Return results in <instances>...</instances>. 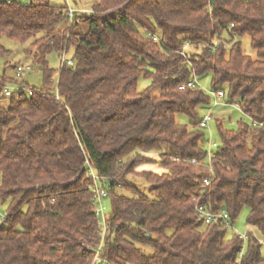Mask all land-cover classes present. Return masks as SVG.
Returning a JSON list of instances; mask_svg holds the SVG:
<instances>
[{
    "label": "trees",
    "instance_id": "1",
    "mask_svg": "<svg viewBox=\"0 0 264 264\" xmlns=\"http://www.w3.org/2000/svg\"><path fill=\"white\" fill-rule=\"evenodd\" d=\"M90 11L70 22L68 7L48 0H0V53L4 37L29 41L42 74L28 96L22 77L0 75V264H93L99 247L103 264H264L254 236L242 253V238H226L220 221L205 225L195 210L225 209L233 223L246 206L247 224L264 236V0H97ZM242 35L256 58L234 41ZM183 42L185 56L176 52ZM51 52L63 56L57 70ZM204 75L209 90L180 89ZM141 76L151 81L144 90ZM13 81L19 90L6 96ZM219 90L252 124L215 120L210 172L198 109ZM87 164L111 203L103 238Z\"/></svg>",
    "mask_w": 264,
    "mask_h": 264
},
{
    "label": "rangeland",
    "instance_id": "2",
    "mask_svg": "<svg viewBox=\"0 0 264 264\" xmlns=\"http://www.w3.org/2000/svg\"><path fill=\"white\" fill-rule=\"evenodd\" d=\"M22 1L24 3H28L31 0H22ZM48 1L52 5L66 6L68 8H73L77 10L78 14H80V13L90 11L93 3H95L97 0H48ZM235 40H238L240 42L241 49L245 54L250 55L252 58L257 57V52L251 46L250 37L248 35H242L239 38H235L234 41ZM1 44L8 51V54L4 56L0 53V75H3V73L5 72L7 77L15 78V70L13 66L19 63L20 64L28 63L32 66V70L30 72H26L22 75V81L28 85L27 88H25V94L26 96H28L29 94L28 88L40 87L42 85L41 71L38 70L37 67L33 65L32 59L27 52V46L29 44V41L19 42V41H13V40H10L4 37L1 40ZM229 45H226L227 50H229ZM72 55H73V48L70 47L67 50V52L64 54V58L71 60ZM62 59H63V56H60V54L56 52H51L47 56L48 66L51 69L57 70L59 69L61 65ZM54 76L56 77V82H57V74H54ZM196 82L200 87H202L205 90H209L211 88L210 75H204L201 77H197ZM150 84H151V81L148 78H144L143 76H141L138 79V89L139 90H144ZM6 87L15 89L19 87V84L14 81L8 82L6 83ZM219 101H221L223 105L220 104L214 109L206 110L202 107L198 109L199 117L209 112L212 118L211 121L209 122L208 128L204 130L205 138H206V144H205L206 150L215 151V148L212 147V143L213 142L220 143V137L215 127V120L217 119L222 120L223 126L228 129H236L237 123L239 121L252 124V120L235 104L224 103V101L221 99H219ZM189 120L190 119L186 115H183L180 113L176 115V121L180 124H188ZM131 179L133 183L141 191L147 193V189L149 185L143 178L138 177V176H134V177L131 176ZM119 192L125 195H131V193L125 189H119ZM102 205L104 207L103 213L107 217L111 211L110 199L108 197L104 198L102 201ZM6 206H7V202L0 204V211L5 212ZM248 212H249V209L246 206H244L241 209L240 213L235 218L231 226L227 228L226 238L239 236L241 234L242 235L251 234L252 236H254L257 240L261 242L262 244L261 253L264 256V236L261 235V233L258 231L257 228L247 224L246 221H247ZM246 247L247 245L245 241L243 244L242 251H241L242 253L246 250ZM143 250L146 254L152 253V250L149 247H144Z\"/></svg>",
    "mask_w": 264,
    "mask_h": 264
},
{
    "label": "built area",
    "instance_id": "3",
    "mask_svg": "<svg viewBox=\"0 0 264 264\" xmlns=\"http://www.w3.org/2000/svg\"><path fill=\"white\" fill-rule=\"evenodd\" d=\"M7 3H11V0H6ZM77 12V10L73 9V8H68V18L70 22H73L74 18H75V13ZM89 14H91V11H88ZM152 40L160 43L162 45H165L163 41H161V39L159 38V36H157L156 34H152L150 35ZM217 45V42L215 43L214 46ZM189 43L188 42H183L182 46L180 48H178L176 50L177 53L185 56L186 55V49L188 48ZM66 64L67 65H71L72 61L71 60H66ZM32 70V66L28 63H23V64H17L15 66V76L17 78H21L22 75L26 72H30ZM197 84L196 80L194 79L193 81H189L186 83V85H180V89H184L186 86L188 87H194ZM15 90H19V87L15 88V89H11L8 87H5L4 89V94L6 96H11L13 94V91ZM210 92V91H209ZM210 94L213 96V104L212 106L209 108V110H211L214 106L222 103L221 101H219V99H221L224 96L223 91L219 90L217 92H210ZM211 115L209 112H207L202 119L199 121V126L201 128H208L209 126V122L211 121ZM217 145L216 142L212 143V147L215 148V146ZM207 159H208V170L210 172H212V167H211V159L214 156V151L213 150H207ZM152 155L154 156H158L156 153H153ZM195 160H191V163H195ZM88 167V171L87 173L91 176L92 179V184H91V190H92V197H93V204H94V211L96 216L98 217V221H99V228H100V233L102 238L105 236L106 234V216L103 213L104 211V207L102 205V201L104 198L107 197V190L105 189L103 183H102V178L100 176H98V174L95 172V170L90 166V164H87ZM210 183V179L206 178L203 180V185L207 186ZM195 200V198H194ZM195 210L197 212V215L199 217V219L205 224H212V223H217V222H221L223 224V226L225 228H229L231 226V221H230V217L227 213V211L225 209H221L220 211H212L208 208H206L204 205H199L197 204L195 207ZM4 214L0 211V218H3ZM240 238H242L244 241L246 240L247 235L246 234H241L239 235ZM99 251H100V247L96 250V254L94 257V261L93 264H103L104 261L103 259L99 256Z\"/></svg>",
    "mask_w": 264,
    "mask_h": 264
},
{
    "label": "crops",
    "instance_id": "4",
    "mask_svg": "<svg viewBox=\"0 0 264 264\" xmlns=\"http://www.w3.org/2000/svg\"><path fill=\"white\" fill-rule=\"evenodd\" d=\"M220 104L223 105L222 103H220ZM220 104L214 106L212 109L216 108ZM138 169L139 170H151L154 172H161L162 171L161 167L158 164H143V165L139 166Z\"/></svg>",
    "mask_w": 264,
    "mask_h": 264
},
{
    "label": "water",
    "instance_id": "5",
    "mask_svg": "<svg viewBox=\"0 0 264 264\" xmlns=\"http://www.w3.org/2000/svg\"><path fill=\"white\" fill-rule=\"evenodd\" d=\"M40 69V68H39Z\"/></svg>",
    "mask_w": 264,
    "mask_h": 264
}]
</instances>
